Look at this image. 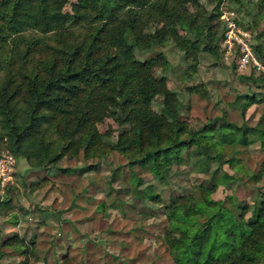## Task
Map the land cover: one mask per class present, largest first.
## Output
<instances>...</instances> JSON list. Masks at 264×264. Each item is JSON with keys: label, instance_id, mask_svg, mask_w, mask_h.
Returning a JSON list of instances; mask_svg holds the SVG:
<instances>
[{"label": "rangeland", "instance_id": "374dc122", "mask_svg": "<svg viewBox=\"0 0 264 264\" xmlns=\"http://www.w3.org/2000/svg\"><path fill=\"white\" fill-rule=\"evenodd\" d=\"M147 1L135 14L147 46L135 54L152 63L154 77L168 89L156 97L154 110H175L195 131L217 119V128L224 121L248 127L249 145L220 143L217 137L212 155H220L218 161L175 162L161 181L112 150L100 158L73 151L52 165L79 135L46 113L35 134L18 148L8 116L0 113V157L16 161L12 180L0 183V264H175L164 240L166 206L207 187L216 173L224 182L208 200L225 201L231 209L249 206L247 219L259 207L264 174L259 182L252 178L264 169V0ZM78 5V0H67L64 12L73 15ZM120 15L126 16V10ZM92 18L70 23L68 37L27 27L0 44V88L7 83L17 87L23 77L40 71L56 49L84 39L96 26ZM172 27L188 42L187 49L171 31L166 41H157L158 32ZM230 31L240 41L233 40L232 48ZM241 42L251 51L246 64ZM13 108L24 127L29 105L20 98ZM97 127L108 149L124 129L114 117ZM227 175L234 180L225 181ZM145 192L161 201L151 202ZM16 235L28 245L4 246ZM257 255L264 258V249Z\"/></svg>", "mask_w": 264, "mask_h": 264}, {"label": "trees", "instance_id": "16d2710c", "mask_svg": "<svg viewBox=\"0 0 264 264\" xmlns=\"http://www.w3.org/2000/svg\"><path fill=\"white\" fill-rule=\"evenodd\" d=\"M66 4L67 0H0L1 45L27 27L68 37L70 23L91 16L96 23L84 39L56 49L40 71L23 77L17 87L14 83L1 86L0 113L8 116L18 148L35 134L48 113L51 121L62 120L67 132L79 135L50 164L73 151L83 149L87 157L100 158L112 150L125 155L131 166L139 165L166 181L175 162L184 164L189 158L199 163L218 161L220 155H212L219 144L214 142L217 137L220 143L249 145L248 127L224 121L217 128V119L195 131L175 110L163 114L154 110V100L168 89L154 77L152 63L139 60L135 54L136 48L147 46L135 17L136 8L146 7L147 0H78L73 15L64 12ZM122 10L126 16L120 15ZM169 31L179 46L187 49L188 42L174 27L158 32L157 41H166ZM20 98L29 105L24 127L13 115V103ZM108 117L124 128L110 149L97 127ZM260 134L264 147V131ZM216 174L207 187L199 186L197 193L188 197L173 198L166 206L169 228L164 240L174 263L264 264V258L257 255L264 249V191L260 190L261 202L252 219H247L249 206L231 209L225 201L208 200V194L224 182ZM263 174L264 169L252 179L259 182ZM225 177V181L234 180ZM145 196L154 203L161 201L156 194L145 192ZM19 243L28 245L16 235L4 246Z\"/></svg>", "mask_w": 264, "mask_h": 264}, {"label": "built area", "instance_id": "2783aa9c", "mask_svg": "<svg viewBox=\"0 0 264 264\" xmlns=\"http://www.w3.org/2000/svg\"><path fill=\"white\" fill-rule=\"evenodd\" d=\"M235 34L233 31H230L228 34V45L232 48V42L233 40H237L239 43L240 41L237 39V37L234 36ZM244 47V52H246V56L243 58V63L246 64L249 62V54L251 53L249 47L243 42H241ZM15 159L13 156H3L0 157V183L4 186L6 183L10 182L12 180V174L14 172V166H15Z\"/></svg>", "mask_w": 264, "mask_h": 264}, {"label": "crops", "instance_id": "0c3cea01", "mask_svg": "<svg viewBox=\"0 0 264 264\" xmlns=\"http://www.w3.org/2000/svg\"><path fill=\"white\" fill-rule=\"evenodd\" d=\"M21 235H22V234H21ZM21 235H20V236H21Z\"/></svg>", "mask_w": 264, "mask_h": 264}]
</instances>
